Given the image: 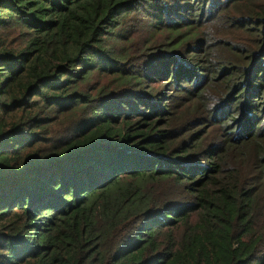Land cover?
Instances as JSON below:
<instances>
[{
	"label": "trees",
	"instance_id": "16d2710c",
	"mask_svg": "<svg viewBox=\"0 0 264 264\" xmlns=\"http://www.w3.org/2000/svg\"><path fill=\"white\" fill-rule=\"evenodd\" d=\"M139 14L166 50L126 66ZM263 29L264 0H0V264H264Z\"/></svg>",
	"mask_w": 264,
	"mask_h": 264
},
{
	"label": "rangeland",
	"instance_id": "374dc122",
	"mask_svg": "<svg viewBox=\"0 0 264 264\" xmlns=\"http://www.w3.org/2000/svg\"><path fill=\"white\" fill-rule=\"evenodd\" d=\"M220 23H222L220 20L218 21L215 19H210L209 21H205L203 19L200 25V29L196 30L206 29L210 34H215L214 38L212 37L213 39L211 40L218 41L219 38H221V36L226 33L228 28V24L221 25ZM157 25V22L153 23L149 21V19L146 18L145 15L139 14L136 17H133V15H129L119 20L118 25L115 28V31H117L118 34H121L123 39H109L108 43L112 46V48L124 53L122 60H125L123 63L126 66H133L136 64H143V66H146L147 64L153 63V61L159 57L161 51L164 52L166 50L165 48L160 46H158L157 49L154 47V43L163 42L164 37L167 35L165 29L156 28ZM262 33H264V29L262 30ZM244 36V33L240 35V37ZM241 44L248 46V50H250L249 45L245 41L241 40ZM140 45H142L143 47L141 46V48ZM215 50L217 53H219L220 47H216ZM244 64L245 63H242L241 65ZM222 76V72H219L217 79L213 80L215 81V83L213 84L215 89L220 88L224 84L223 81H219ZM103 79L105 78L98 74H94L90 78L89 82L90 84H100ZM189 86L192 85L189 84ZM131 88H133L132 90L136 92H147L152 96L157 95L154 100L159 104L162 103V96L158 95L160 91H172V85L169 86L167 84L159 82L149 83V81L145 80L139 82L135 80ZM164 104H166V101H164ZM65 123L66 122L59 125L58 123H54L52 127H54V130H62V127ZM181 232L182 231L180 230L176 232L178 238H180Z\"/></svg>",
	"mask_w": 264,
	"mask_h": 264
}]
</instances>
